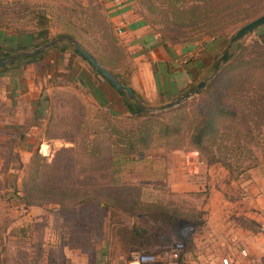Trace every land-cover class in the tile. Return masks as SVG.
Returning a JSON list of instances; mask_svg holds the SVG:
<instances>
[{
  "label": "rangeland",
  "instance_id": "rangeland-1",
  "mask_svg": "<svg viewBox=\"0 0 264 264\" xmlns=\"http://www.w3.org/2000/svg\"><path fill=\"white\" fill-rule=\"evenodd\" d=\"M134 1V12L143 17L158 38L171 44L195 46V52L206 61L194 81L167 101L178 99L213 75L229 37L241 25L264 13V5H260L246 20L215 30L199 25L181 26L172 16L167 18L158 9L152 11L139 0ZM161 2L154 0V5ZM0 27L18 36L14 41L18 46L16 53H31L37 48L35 43L41 46L61 35L73 34L75 37L71 38L100 58L107 69L124 79L131 73L128 57L131 55L109 21L105 0H0ZM42 27L47 28V40L38 37L31 43L32 32L37 33ZM214 36L217 39L212 40ZM58 44L74 53L75 44L71 40L63 39ZM263 50L264 25L236 43L230 54L251 58L261 56ZM74 55L71 59L63 55L58 60L61 65L68 62V72L48 66L46 70L52 71L53 84L47 83L39 98L38 90L33 92L42 107L37 116L46 122L38 128L27 125L34 101L15 92L18 82L23 88L21 81L26 80L32 66L21 64L0 71L4 73L0 76L5 75L10 82L7 87L10 94L0 93V124H8L0 126V264H67L61 257L65 250L61 248L66 244L82 250L90 264L101 254L106 264H133L135 252H156L178 242L184 244L183 253L191 237L201 230L204 215L198 208L200 194L173 191L171 176L175 177L176 168L172 159L196 148L188 141L179 147L168 146L165 138L154 131L139 151L123 152L119 143L121 133L135 131L145 118L114 116L100 106L87 89V82L84 88L75 77L84 78L90 74L88 71L94 73L93 69L79 55ZM208 82L209 79L203 90ZM203 90H197L181 105L197 102ZM142 102L147 113H161L164 118L171 116L166 112L181 106L159 111L155 107L166 101L153 104L145 98ZM14 124H21V129ZM18 136L23 137L13 144L12 140ZM98 140L102 142L101 150L87 152L86 144H96ZM41 145L48 148L47 155L40 152ZM244 146L247 148L230 157L234 174L252 168L264 172V125L254 129L253 141ZM200 156L204 161L208 159L207 154ZM104 203L108 207L106 218L98 213ZM148 205H158L187 218L179 228L182 233L179 231L180 236L175 237L169 231L155 234L150 231L148 245L125 253L128 250L117 235L121 236L123 228L131 222L141 224L131 214L138 207L146 210ZM116 224H123L119 225L117 235ZM52 235H56L59 244L50 241ZM164 238L169 240L165 245Z\"/></svg>",
  "mask_w": 264,
  "mask_h": 264
},
{
  "label": "crops",
  "instance_id": "crops-1",
  "mask_svg": "<svg viewBox=\"0 0 264 264\" xmlns=\"http://www.w3.org/2000/svg\"><path fill=\"white\" fill-rule=\"evenodd\" d=\"M105 1L109 21L115 26L114 28L125 27L129 31L124 40L120 38L124 49L131 55V57L128 56L131 58L129 63L131 73L126 79L127 84L132 87L137 97L142 99L141 101L146 98L153 104L160 100L169 102L168 98L180 93L201 73L206 61L203 60L202 55L199 56V53L195 52V46L171 44L158 38L143 17L134 12V0ZM5 33H7L5 28L0 27V43L5 39ZM10 37L14 41L18 38L16 35ZM55 45H59L58 42ZM63 55H68L69 59L75 58L73 52L55 50L50 51L44 58V64L28 63L32 68L26 80L21 81L23 88L20 82L15 87L19 97L32 98L34 101L31 117L35 112L38 115L42 111L41 101L38 98L42 90L47 88V83L52 85L54 81L52 71H46V64L56 66L60 70L62 68L65 72L70 71L68 62L64 65L58 63ZM1 72V75L4 74ZM88 72L90 74L84 78L75 76L78 84H82L85 88V82H87V89L93 94L94 100L110 113L118 116L129 115L123 101L125 95L118 92L103 77ZM117 78L122 79L120 75ZM8 84L10 86L9 78L5 75L0 76V93L4 91L5 94L6 92L10 94V90L7 89ZM37 90L38 100L34 94ZM6 123L0 126L5 127L8 125ZM45 123L37 116L30 127L38 128ZM15 125L18 128L21 126V124L13 126ZM19 137H17L18 140ZM185 152L175 155L172 159V164L176 168V178L174 175L171 176V185L173 191L178 193L193 192L201 195L202 200L198 208L203 212L204 224L201 230L191 237L188 248L183 253L181 251L177 257L174 256L177 264H264L263 170L252 168L246 172L234 174L223 163L213 162L201 166L197 174H187L182 169ZM107 208L100 206L98 213L101 217L106 218L107 215L104 216V214H107ZM126 215L130 216L127 213ZM133 223L126 227H132ZM112 225H115V222ZM117 225L123 226V224H116L115 229ZM121 226L116 229V235ZM179 231L180 229L169 230L175 237L180 236L181 231ZM117 236L122 242L121 236L119 234ZM55 240H57L56 235H52L50 241ZM162 242L165 245L169 240L164 238ZM72 248L68 244L61 248V251L65 249L61 257H64L67 264H90L82 250L77 251ZM172 248L165 247L161 250H172ZM131 252L134 251L125 253ZM103 258V254L98 255L97 263L93 264H106Z\"/></svg>",
  "mask_w": 264,
  "mask_h": 264
},
{
  "label": "trees",
  "instance_id": "trees-1",
  "mask_svg": "<svg viewBox=\"0 0 264 264\" xmlns=\"http://www.w3.org/2000/svg\"><path fill=\"white\" fill-rule=\"evenodd\" d=\"M139 1L146 6V9L152 11L158 9L167 18L168 15L172 16L181 26L199 25L215 27V30L228 23L234 24L246 20L260 5H264V0H162V4L158 6L154 5V0ZM11 34L5 33V39L0 43V56L15 53V48L18 46H15ZM68 36L75 37L73 34ZM38 37L44 42L47 40L46 27L38 29L37 33L32 32L30 42L35 43ZM215 39L216 36L212 40ZM35 45L40 46L36 43ZM55 50L66 52L68 47L55 45L41 53L18 56L6 67H0V71L5 72L21 64L33 62L44 64V58L50 51ZM74 53L82 58L76 48ZM94 57L104 65L100 58L95 55ZM91 69L102 77L92 66ZM114 75L119 77L117 73ZM121 80L128 83L127 79ZM183 91L184 89L180 93ZM123 101L129 115L145 118L135 131L121 133L122 140H119V143L123 145V152L126 154L139 151V147L147 143L154 131H157L165 138L166 145L179 147L180 143L188 141L200 153L207 154L206 163L220 161L233 171L230 157L237 151L246 149L244 145L254 139V129H260L264 125V50L261 56L251 58L231 53L229 61L214 73L205 89L200 92V99L195 103L184 104L166 112L171 115L169 118H164L161 113H147L144 108L131 102L126 96ZM36 118L35 112L27 125L30 126ZM22 137L20 136L19 139ZM16 141L18 138L14 137L12 143L15 144ZM88 144L85 148L89 153L101 150L100 140L96 144L91 142L89 145L92 148ZM131 203L136 205L133 201ZM101 206L107 207V204ZM131 216L141 224L133 223L132 227L123 228L122 243L128 251H138L148 245L150 231L154 234L161 230L166 231L165 229L175 231L187 221L185 220L187 218L181 214L158 205H148L146 210L138 207Z\"/></svg>",
  "mask_w": 264,
  "mask_h": 264
},
{
  "label": "water",
  "instance_id": "water-1",
  "mask_svg": "<svg viewBox=\"0 0 264 264\" xmlns=\"http://www.w3.org/2000/svg\"><path fill=\"white\" fill-rule=\"evenodd\" d=\"M262 25H264V13L246 22L245 24L241 25L229 39L221 58L215 63L214 73L217 72L222 65L226 64L229 61L231 48L236 43L241 42L247 35L253 33L257 28H259ZM63 39L71 40L75 44V48L78 51V53L82 56V58H84L97 72H99V74L108 83H110L118 92L124 94L131 102L139 104L144 109L147 108V106L144 105L142 101L137 97L136 93L134 92V90L132 89L130 85H128L127 83H124L119 78H117L110 70L104 67L103 64L98 59H96V57H94L87 49L83 48L78 42H76L74 39H72L69 36H66V37L61 36L53 40H49L45 42L43 45L35 48L31 53L30 52H21V53L18 52V53L11 54L9 56H4V55L0 56V67H6L9 63H12L16 57L20 55L25 56L26 54L41 53L42 51L54 46L57 42H60ZM213 75L198 82L195 89L186 91L178 99L165 102L164 104L160 106H156L155 109L159 111L169 110L178 105H181L188 98L192 97L196 93L197 90H203L206 81L210 79Z\"/></svg>",
  "mask_w": 264,
  "mask_h": 264
},
{
  "label": "built area",
  "instance_id": "built-area-1",
  "mask_svg": "<svg viewBox=\"0 0 264 264\" xmlns=\"http://www.w3.org/2000/svg\"><path fill=\"white\" fill-rule=\"evenodd\" d=\"M116 34L123 40L128 36L129 31L125 27H116ZM41 145L40 152L43 155H47L44 152ZM206 162L201 158L200 152L197 149L186 151L183 157L182 169L187 174H197L201 166H204ZM183 242H178L172 248V250H161L158 252L140 251L134 255V264H177L174 256L183 250Z\"/></svg>",
  "mask_w": 264,
  "mask_h": 264
},
{
  "label": "bare ground",
  "instance_id": "bare-ground-1",
  "mask_svg": "<svg viewBox=\"0 0 264 264\" xmlns=\"http://www.w3.org/2000/svg\"><path fill=\"white\" fill-rule=\"evenodd\" d=\"M42 149H43L44 152H48V148L47 147L44 148V146H43Z\"/></svg>",
  "mask_w": 264,
  "mask_h": 264
}]
</instances>
